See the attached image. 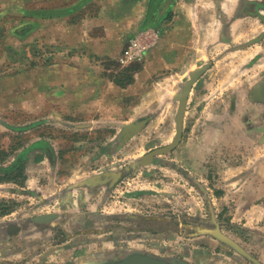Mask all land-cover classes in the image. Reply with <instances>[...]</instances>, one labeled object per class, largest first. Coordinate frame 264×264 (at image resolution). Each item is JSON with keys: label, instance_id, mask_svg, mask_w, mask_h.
Returning a JSON list of instances; mask_svg holds the SVG:
<instances>
[{"label": "crops", "instance_id": "obj_1", "mask_svg": "<svg viewBox=\"0 0 264 264\" xmlns=\"http://www.w3.org/2000/svg\"><path fill=\"white\" fill-rule=\"evenodd\" d=\"M145 30L156 37L143 59L117 66L130 39ZM201 67L188 98L182 139L161 158L175 164L165 169L173 179L161 181L158 190L161 196L171 187L185 190L192 211L209 209L212 236L201 241L213 249L206 264H218L229 254L214 249L220 239L212 230H223L218 213L234 206L233 222L245 217L264 229V0H0V150L21 143L24 117L31 118L27 132L37 131L45 117L56 127V118H64L70 130L105 125L114 134V121L159 116L164 131L176 133V122L167 117L175 120L178 96ZM234 105L240 114L231 113ZM151 126L152 121L144 129L152 131ZM51 137L34 133L12 160L28 164L32 187L38 175H46L43 166L47 171L54 166L48 178L61 183L46 195L52 197L47 206L54 208L48 211L58 216L76 211V226L83 225L88 216L80 215V208L99 189L94 185L114 174V162L109 159L113 163L104 173L62 178ZM112 138L95 159L112 153ZM38 223L34 229L45 225ZM20 227L0 222V264H50L41 256L51 242L32 258L16 256L30 240ZM82 234L57 241L51 250L66 249L74 239L82 246Z\"/></svg>", "mask_w": 264, "mask_h": 264}, {"label": "rangeland", "instance_id": "obj_2", "mask_svg": "<svg viewBox=\"0 0 264 264\" xmlns=\"http://www.w3.org/2000/svg\"><path fill=\"white\" fill-rule=\"evenodd\" d=\"M11 5L14 4L11 3ZM11 51L8 52V58L14 59L15 56ZM120 58L117 66L123 67ZM7 70L13 71L9 68ZM242 105L243 102L239 101L236 108L240 109ZM236 108L234 105L231 109L234 115L240 114ZM48 119L52 120L40 118V128L35 132H27L31 118L24 117L23 127L25 128L21 133L24 137L19 140L21 143L11 149H1L3 154H0V222L17 223L18 229L21 230L20 226H22V236L30 239L25 243H28L25 250L19 254L16 251L12 253H17L16 256L32 258L48 245V242H51L50 246L42 250V253L46 252L47 255L41 256L47 257L50 264H85V262L86 264H105L133 253H149L165 258L171 264H206L208 262V252L213 249L201 240L205 241L208 236H212L207 230L212 227V222L209 220L212 214L209 209L204 207L203 211H192L191 197L185 195V190L171 187V191H162L168 193L167 196L159 194L158 188L161 181L165 179L168 181L171 178V175H165V169L175 167L174 163L168 162L169 159L167 161L161 159L164 158V153L156 154L148 164L138 163L139 158L163 146L167 143L165 141L172 142L175 136L174 128L169 130L170 132H165V122L161 123L159 116L134 117L127 122L114 121L118 124V128H114V134L107 132L108 127L105 125L92 131L84 127L70 130L64 127V118H56L57 127L46 124ZM78 119L75 121H79ZM167 120L174 124V116L167 117ZM150 121H152V131H146L144 127ZM34 133L37 136H52L51 142L56 152H59L61 162L56 173L62 178L72 177V175H74L73 178H77L79 173L91 174L99 169H103L100 173H104L108 170L106 167H111L108 163L114 162L112 164L114 174L103 177L101 183L95 184L94 186H98L99 189L96 187L94 196H90V202L80 208L79 214L88 216L85 227L87 228L85 230L86 245L83 243L82 246L76 245L74 239L71 240L73 244L70 241L71 244L66 249L51 250L57 247V241L76 236L77 231H81L79 228H82L80 226L82 223L79 224V228L76 227L79 221L76 211L73 213L63 211L64 213L58 216L57 211H53V207L47 206L52 197H46V195L56 189L55 185L61 183L55 184L48 178L47 174L55 172L52 170L54 166H50L49 171L43 166V172L46 175L44 177L38 175L39 181L37 184L34 182L35 185L32 187V184L28 182L32 171L28 164L19 159V164L15 165L16 161L12 160L13 155L20 152L22 145L30 141ZM109 137L114 138L112 153L104 155L107 159L100 160L99 157L95 159ZM29 153L30 150L27 151L29 158L34 159ZM8 168L11 171L8 172ZM33 171L36 172L34 169ZM174 193L177 195L174 196ZM49 209L53 210L48 211ZM232 209L234 206L229 211L218 213V223L223 225L222 231L236 241L244 253L220 240V245L214 248L215 251L226 250L225 252L228 251L229 254L227 253L228 257H223L218 264H264V229L255 228L254 223L245 217L241 221L233 222L234 213L230 212ZM47 212H54L55 215L52 218L57 219L54 220L49 216L46 221L40 223L45 225H38L37 229H34L33 225L39 224L37 217L49 214ZM92 224H97V228ZM112 224H114V231L117 224L124 227V238L119 240L114 237L111 232ZM201 237L203 239H200ZM31 239L34 240L32 243Z\"/></svg>", "mask_w": 264, "mask_h": 264}, {"label": "water", "instance_id": "obj_3", "mask_svg": "<svg viewBox=\"0 0 264 264\" xmlns=\"http://www.w3.org/2000/svg\"><path fill=\"white\" fill-rule=\"evenodd\" d=\"M204 69L205 67H201L192 72L190 79H188L185 82L184 87L178 96L179 105H178V110H177L176 117H175L176 133H175V136L172 142H170L166 146L155 148L154 150L148 152L147 154L139 158L140 159L138 161L139 164L150 163L156 154H161V153L171 151L181 141L183 130H184V117H185L188 98L190 96V91L194 83L198 80V78L204 71ZM261 89L262 90L260 92L264 94V84L262 85ZM38 217H37V221L39 222L46 221L47 218H49L47 214L38 216ZM212 234H214L216 237H218L223 242L234 247L239 252L244 253V250L239 246V244L236 241H234L231 237H229L227 234H225V232H223L221 229L216 228L215 230H212ZM105 264H171V263L165 258L157 257L149 253H133V254L127 255L126 257L120 260L112 261V262L105 263Z\"/></svg>", "mask_w": 264, "mask_h": 264}, {"label": "built area", "instance_id": "obj_4", "mask_svg": "<svg viewBox=\"0 0 264 264\" xmlns=\"http://www.w3.org/2000/svg\"><path fill=\"white\" fill-rule=\"evenodd\" d=\"M155 31L145 30L132 37L123 50L120 63L124 66L143 59L152 41L155 40Z\"/></svg>", "mask_w": 264, "mask_h": 264}, {"label": "flooded vegetation", "instance_id": "obj_5", "mask_svg": "<svg viewBox=\"0 0 264 264\" xmlns=\"http://www.w3.org/2000/svg\"><path fill=\"white\" fill-rule=\"evenodd\" d=\"M51 213V214H50ZM49 213V216L52 218V216H54L55 214H54V212H50ZM95 225V227L97 228V224H92V226H94ZM121 224H117V225H115V226H120ZM78 226V227H77ZM76 227L77 228H79V225H77ZM82 228H79V230H81V231H77V235L79 234V233H81V232H83L84 234H85V230L87 229V228H85L87 225H86V223H84L83 225H80ZM87 232V231H86ZM111 232L113 233V235H114V224H112L111 225ZM75 236H73L72 238H74ZM71 238V237H70ZM84 239H83V241L85 242V243H83V245H86L87 244V236H86V234H85V236L83 237ZM90 239H91V237H89ZM90 239H89V241H90ZM77 241V240H76ZM88 241V242H89ZM81 257H83V254H81Z\"/></svg>", "mask_w": 264, "mask_h": 264}, {"label": "trees", "instance_id": "obj_6", "mask_svg": "<svg viewBox=\"0 0 264 264\" xmlns=\"http://www.w3.org/2000/svg\"><path fill=\"white\" fill-rule=\"evenodd\" d=\"M0 154H3V152L0 150ZM15 165L19 164V161L18 160H15ZM10 168L7 169V171L9 172ZM11 171V170H10ZM117 228V229H116ZM124 227H121V226H115V231H114V237L116 239H121V238H124L125 237V232L123 231ZM204 253V252H202ZM86 264V262H85Z\"/></svg>", "mask_w": 264, "mask_h": 264}]
</instances>
